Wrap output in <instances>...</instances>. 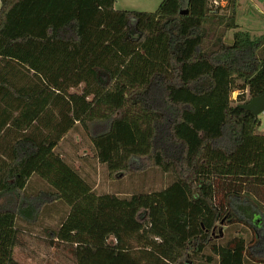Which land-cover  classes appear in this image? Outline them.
I'll return each mask as SVG.
<instances>
[{
    "label": "trees",
    "instance_id": "obj_1",
    "mask_svg": "<svg viewBox=\"0 0 264 264\" xmlns=\"http://www.w3.org/2000/svg\"><path fill=\"white\" fill-rule=\"evenodd\" d=\"M115 3L0 0V264L21 222L54 213L46 233L87 256L141 248L166 264H264L257 234L214 237L233 199L264 188L261 121L241 107L264 94V33L237 30L236 0L227 12L211 0ZM79 124L110 177L160 168L168 184L99 193L61 150ZM35 174L48 186L28 191Z\"/></svg>",
    "mask_w": 264,
    "mask_h": 264
},
{
    "label": "rangeland",
    "instance_id": "obj_2",
    "mask_svg": "<svg viewBox=\"0 0 264 264\" xmlns=\"http://www.w3.org/2000/svg\"><path fill=\"white\" fill-rule=\"evenodd\" d=\"M161 0H116L118 9H137L152 11L156 9ZM219 4H214V8L219 11H229L230 0H218ZM238 29L247 31L250 36L256 37L264 33V2L260 0H236ZM220 6V7H219ZM235 30H230L227 34L229 40L233 37ZM236 84H244L243 80L238 79ZM81 87L76 90H80ZM236 89L232 92V98L236 103L238 92ZM247 94V91L246 93ZM114 98H117L114 96ZM248 98V95L247 97ZM95 116H100L106 112L103 109L106 105L97 104ZM261 123L258 128L260 133H264V112L258 114ZM136 131L141 135L144 132V124L138 122L135 124ZM141 131V132H140ZM62 149L67 152L64 155L88 156L96 167L92 170L91 179L96 190L99 192L112 191L118 193L147 192L152 188L160 190L168 184L166 175L160 168H152L143 173L128 174L120 178L109 176V167L107 164H98L92 156L90 150L91 134L86 127L79 124V129L71 132L63 141ZM80 159V158H79ZM82 160V159H81ZM170 179V178H169ZM33 181L28 184V191H37L40 188L48 186L38 174L33 175ZM254 197L245 196L243 199H233L232 207L229 213L235 221L230 223H218L216 233H214L216 242H224L230 236H242L247 242L253 240L255 234L264 240V188L256 189ZM254 198L257 199L256 203ZM260 204V205H259ZM245 209V210H244ZM248 213V214H247ZM252 214V216H251ZM58 214L47 216L43 221L37 224H28L21 222L16 242L14 245L13 257L10 264H166L164 260L148 249H132L128 251L114 252L113 250H103L95 256H87L78 250L75 245L62 243L49 236L46 231L56 228L58 224ZM29 228V229H28ZM207 252L210 248L206 249Z\"/></svg>",
    "mask_w": 264,
    "mask_h": 264
},
{
    "label": "crops",
    "instance_id": "obj_3",
    "mask_svg": "<svg viewBox=\"0 0 264 264\" xmlns=\"http://www.w3.org/2000/svg\"><path fill=\"white\" fill-rule=\"evenodd\" d=\"M260 2H264V0H260ZM116 6V5H115ZM69 135V134H68ZM68 135H66L65 137H64V139L61 141V146L63 147V144H64V140L68 137ZM62 150V152H63V154H65V153H67V152H65L63 149H61ZM74 154V153H73ZM73 154H71L70 156L72 157V159L74 160V162H75V164H76V166L79 168L80 167V169L82 170V172H83V174H89L90 176H91V174H92V170L96 167V164L94 163V162H92L91 161V159L90 158H87V159H85V158H83L82 160L81 159H79L78 157H76L77 156V154H76V156H74ZM67 155H69V154H67ZM72 160V161H73ZM97 162V161H96ZM98 163V162H97ZM98 164H101V163H98ZM95 186V188L97 187V185H94ZM99 192V191H98ZM104 192H112V191H104ZM99 193H101V192H99Z\"/></svg>",
    "mask_w": 264,
    "mask_h": 264
},
{
    "label": "water",
    "instance_id": "obj_4",
    "mask_svg": "<svg viewBox=\"0 0 264 264\" xmlns=\"http://www.w3.org/2000/svg\"><path fill=\"white\" fill-rule=\"evenodd\" d=\"M241 107L251 111L255 115L264 112V94L252 97L247 103L241 104ZM223 222L224 219L221 221V223Z\"/></svg>",
    "mask_w": 264,
    "mask_h": 264
},
{
    "label": "flooded vegetation",
    "instance_id": "obj_5",
    "mask_svg": "<svg viewBox=\"0 0 264 264\" xmlns=\"http://www.w3.org/2000/svg\"><path fill=\"white\" fill-rule=\"evenodd\" d=\"M228 218V214L225 216V219ZM232 220L231 218H228V221Z\"/></svg>",
    "mask_w": 264,
    "mask_h": 264
}]
</instances>
